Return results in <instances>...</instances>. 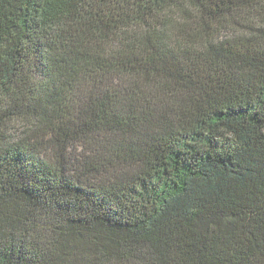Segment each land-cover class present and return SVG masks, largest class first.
Masks as SVG:
<instances>
[{
  "label": "trees",
  "instance_id": "1",
  "mask_svg": "<svg viewBox=\"0 0 264 264\" xmlns=\"http://www.w3.org/2000/svg\"><path fill=\"white\" fill-rule=\"evenodd\" d=\"M0 264H264V0H0Z\"/></svg>",
  "mask_w": 264,
  "mask_h": 264
}]
</instances>
